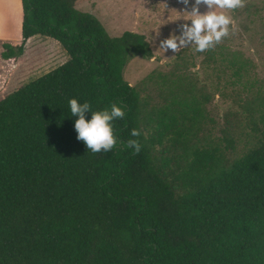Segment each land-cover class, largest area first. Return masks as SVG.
<instances>
[{
	"label": "trees",
	"instance_id": "obj_1",
	"mask_svg": "<svg viewBox=\"0 0 264 264\" xmlns=\"http://www.w3.org/2000/svg\"><path fill=\"white\" fill-rule=\"evenodd\" d=\"M78 1L19 0L21 40L4 45V58L16 59L43 35L69 58L0 98V264H264V128L233 158L232 139L190 137L205 109L201 87L217 76L228 96L248 59L222 42L196 52L205 80L183 48L171 70L141 81L166 101L147 109L124 76L131 57H154L146 35H111ZM71 97L93 110L124 107L113 149L93 153L77 139ZM133 128L139 152L125 146Z\"/></svg>",
	"mask_w": 264,
	"mask_h": 264
},
{
	"label": "rangeland",
	"instance_id": "obj_2",
	"mask_svg": "<svg viewBox=\"0 0 264 264\" xmlns=\"http://www.w3.org/2000/svg\"><path fill=\"white\" fill-rule=\"evenodd\" d=\"M193 3L194 0L187 5L182 0H79L76 6L96 15L111 35H121L127 30L146 35L154 57H131L124 76L131 85H139L145 101L149 102L145 107L150 109L166 101L157 90L158 86H143L141 81L154 70H171L176 54L183 48L178 52L164 51L160 41L170 34H181V25L190 23L184 20L183 12L191 10ZM18 7L19 0H0V98L62 65L69 58L60 42L43 35L29 38L23 54L16 59L4 58V45L21 40V29L14 18ZM200 10L206 9L201 5ZM222 11L232 17L235 27L230 26L228 36L220 42L241 52L249 61V69L243 83L235 85V91L231 86L226 89L228 96L221 93L223 81L220 87H216L217 76H211L213 78L205 83L207 88L201 87L198 97L205 102V109L203 114L197 115L190 137L197 145H226L227 140L232 139L236 150L228 152L226 157L233 158L248 151L264 128V123L259 120V115L264 112V0H242L241 7ZM185 48L195 54L197 64L192 70L205 79V69L201 64L204 56L190 46Z\"/></svg>",
	"mask_w": 264,
	"mask_h": 264
},
{
	"label": "clouds",
	"instance_id": "obj_3",
	"mask_svg": "<svg viewBox=\"0 0 264 264\" xmlns=\"http://www.w3.org/2000/svg\"><path fill=\"white\" fill-rule=\"evenodd\" d=\"M182 2L187 5L190 0ZM201 5L205 11L200 10ZM241 6L242 0H194L191 10H185L182 15L184 20L190 23L181 25V34H170L160 41V47L164 51L171 49L173 52H178L186 46L194 48L196 52L212 48L228 36L230 26L235 27L232 17L222 10ZM67 103L71 115L77 117L74 123L77 139L82 140L93 153L113 149L117 144V137L112 122L125 115L124 107L119 103H111L103 109L93 110L88 101L81 102L77 97L69 98ZM89 112L90 118L87 116ZM140 135L138 128L131 129L125 146L139 152L141 144L134 138Z\"/></svg>",
	"mask_w": 264,
	"mask_h": 264
}]
</instances>
